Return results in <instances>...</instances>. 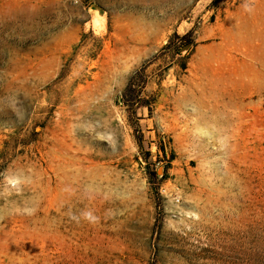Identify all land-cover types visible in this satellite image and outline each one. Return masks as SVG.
I'll return each instance as SVG.
<instances>
[{"label": "rangeland", "instance_id": "rangeland-1", "mask_svg": "<svg viewBox=\"0 0 264 264\" xmlns=\"http://www.w3.org/2000/svg\"><path fill=\"white\" fill-rule=\"evenodd\" d=\"M0 264H264V0H0Z\"/></svg>", "mask_w": 264, "mask_h": 264}, {"label": "trees", "instance_id": "trees-1", "mask_svg": "<svg viewBox=\"0 0 264 264\" xmlns=\"http://www.w3.org/2000/svg\"><path fill=\"white\" fill-rule=\"evenodd\" d=\"M168 44H166V46H167ZM131 89V77L130 78H128V81H127V84H126V87L124 88V96H125V93H127V94H129V92L131 91L130 90ZM142 139H139L138 140V146L140 147V148H142ZM149 175H152V174H150L149 173ZM158 193V192H157ZM157 195V194H156Z\"/></svg>", "mask_w": 264, "mask_h": 264}, {"label": "water", "instance_id": "water-1", "mask_svg": "<svg viewBox=\"0 0 264 264\" xmlns=\"http://www.w3.org/2000/svg\"><path fill=\"white\" fill-rule=\"evenodd\" d=\"M189 46H190V44H186V45H184L182 48L178 49L177 54H178V53H182V52L185 51ZM161 170H162V167H160V168L157 170V172H156V176H157V177H160V175H161Z\"/></svg>", "mask_w": 264, "mask_h": 264}, {"label": "clouds", "instance_id": "clouds-1", "mask_svg": "<svg viewBox=\"0 0 264 264\" xmlns=\"http://www.w3.org/2000/svg\"><path fill=\"white\" fill-rule=\"evenodd\" d=\"M245 8L246 10L251 11V8H249L247 4H245Z\"/></svg>", "mask_w": 264, "mask_h": 264}]
</instances>
